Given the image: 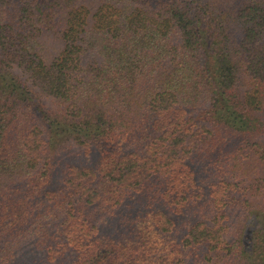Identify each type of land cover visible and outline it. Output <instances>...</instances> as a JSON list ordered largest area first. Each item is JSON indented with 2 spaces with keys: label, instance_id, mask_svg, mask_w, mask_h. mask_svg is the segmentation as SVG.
Instances as JSON below:
<instances>
[{
  "label": "trees",
  "instance_id": "trees-1",
  "mask_svg": "<svg viewBox=\"0 0 264 264\" xmlns=\"http://www.w3.org/2000/svg\"><path fill=\"white\" fill-rule=\"evenodd\" d=\"M0 264H264V0H0Z\"/></svg>",
  "mask_w": 264,
  "mask_h": 264
},
{
  "label": "rangeland",
  "instance_id": "rangeland-1",
  "mask_svg": "<svg viewBox=\"0 0 264 264\" xmlns=\"http://www.w3.org/2000/svg\"><path fill=\"white\" fill-rule=\"evenodd\" d=\"M74 152L76 153L77 151L75 149H73V151H70L69 155H67L65 159L68 160L69 162H78L80 164L84 163L83 166H87V167H90L93 164V161H94V157L93 156H90V157L88 156V157H85V158H83V156H80V157L77 158V157H75L73 155ZM81 154H82V152H81ZM68 157H69V159H67ZM80 164H76V165H80ZM253 229H255L254 224H250L247 227V231H246V234H245V236H246L245 237V242L247 244V249H251V245H252L251 231Z\"/></svg>",
  "mask_w": 264,
  "mask_h": 264
}]
</instances>
